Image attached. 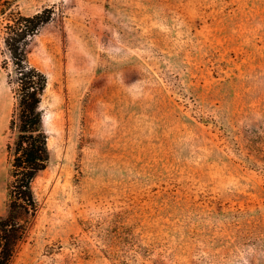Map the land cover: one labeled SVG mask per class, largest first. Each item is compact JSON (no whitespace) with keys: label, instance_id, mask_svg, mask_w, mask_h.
Returning <instances> with one entry per match:
<instances>
[{"label":"rangeland","instance_id":"374dc122","mask_svg":"<svg viewBox=\"0 0 264 264\" xmlns=\"http://www.w3.org/2000/svg\"><path fill=\"white\" fill-rule=\"evenodd\" d=\"M17 4L52 12L28 45L50 159L11 264H264V0ZM3 24L0 216L15 137Z\"/></svg>","mask_w":264,"mask_h":264},{"label":"trees","instance_id":"16d2710c","mask_svg":"<svg viewBox=\"0 0 264 264\" xmlns=\"http://www.w3.org/2000/svg\"><path fill=\"white\" fill-rule=\"evenodd\" d=\"M0 16L8 56L1 68L6 71L7 82L12 86L14 108L9 129L15 134L13 142L7 145L8 209L4 216H0V264H11L40 209L33 181L47 168L50 159L41 109L48 81L46 74L30 63L28 45L50 22L52 12L43 9L33 15H23L17 0H0Z\"/></svg>","mask_w":264,"mask_h":264}]
</instances>
